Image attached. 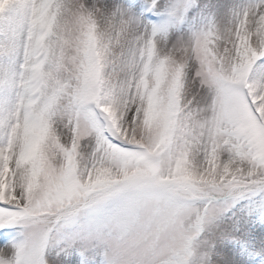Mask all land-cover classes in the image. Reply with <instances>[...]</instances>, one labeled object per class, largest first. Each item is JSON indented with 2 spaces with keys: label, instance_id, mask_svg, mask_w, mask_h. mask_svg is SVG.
I'll use <instances>...</instances> for the list:
<instances>
[{
  "label": "snow or ice",
  "instance_id": "obj_1",
  "mask_svg": "<svg viewBox=\"0 0 264 264\" xmlns=\"http://www.w3.org/2000/svg\"><path fill=\"white\" fill-rule=\"evenodd\" d=\"M0 264H264V0H0Z\"/></svg>",
  "mask_w": 264,
  "mask_h": 264
}]
</instances>
